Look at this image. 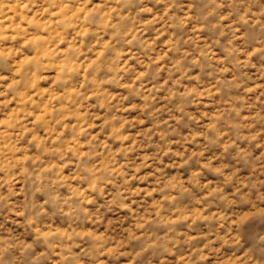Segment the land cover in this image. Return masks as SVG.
Segmentation results:
<instances>
[{
  "label": "clouds",
  "instance_id": "9594fccd",
  "mask_svg": "<svg viewBox=\"0 0 264 264\" xmlns=\"http://www.w3.org/2000/svg\"><path fill=\"white\" fill-rule=\"evenodd\" d=\"M29 3L49 35L0 26V264H264V0Z\"/></svg>",
  "mask_w": 264,
  "mask_h": 264
},
{
  "label": "rangeland",
  "instance_id": "374dc122",
  "mask_svg": "<svg viewBox=\"0 0 264 264\" xmlns=\"http://www.w3.org/2000/svg\"><path fill=\"white\" fill-rule=\"evenodd\" d=\"M38 11L39 10L37 8L32 7V5L29 3V0H9L7 7H5L3 11H0V26L4 28H14L20 32L27 30V32L32 35H39L41 28L35 26L39 25L43 28V35L47 36L50 33V29L47 28V24L51 23V21L48 20L47 15L41 19V17L37 15ZM12 34L15 35L16 33L13 32ZM60 45L61 47L64 46L63 40H61ZM21 63H23V60ZM6 75L11 77V74L9 73H6ZM14 83L15 81H12L11 78L8 81H5V91L8 88H11ZM38 83L44 82L39 81ZM32 87L35 88L36 84L34 83ZM47 93L48 89L43 88L40 90L38 95L42 96L46 95ZM20 95H23V93H20ZM8 107H10L13 112H15L18 110L20 105L14 101L12 104L8 105ZM192 211L197 213L196 209H193Z\"/></svg>",
  "mask_w": 264,
  "mask_h": 264
}]
</instances>
